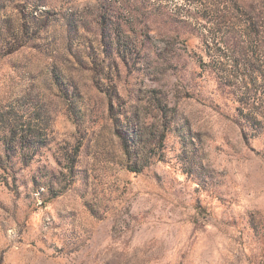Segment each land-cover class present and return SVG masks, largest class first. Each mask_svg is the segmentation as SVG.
<instances>
[{"label":"rangeland","instance_id":"rangeland-1","mask_svg":"<svg viewBox=\"0 0 264 264\" xmlns=\"http://www.w3.org/2000/svg\"><path fill=\"white\" fill-rule=\"evenodd\" d=\"M263 78L264 0H0V264H264Z\"/></svg>","mask_w":264,"mask_h":264},{"label":"trees","instance_id":"trees-1","mask_svg":"<svg viewBox=\"0 0 264 264\" xmlns=\"http://www.w3.org/2000/svg\"><path fill=\"white\" fill-rule=\"evenodd\" d=\"M263 81H264V78H263ZM125 146H126V149H127V151H128V149H129V145H128V140H127V139H125Z\"/></svg>","mask_w":264,"mask_h":264}]
</instances>
